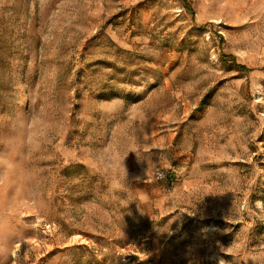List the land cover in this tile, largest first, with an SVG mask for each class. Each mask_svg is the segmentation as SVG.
<instances>
[{
    "label": "rangeland",
    "instance_id": "374dc122",
    "mask_svg": "<svg viewBox=\"0 0 264 264\" xmlns=\"http://www.w3.org/2000/svg\"><path fill=\"white\" fill-rule=\"evenodd\" d=\"M1 183L0 264H264V0H0Z\"/></svg>",
    "mask_w": 264,
    "mask_h": 264
},
{
    "label": "bare ground",
    "instance_id": "6f19581e",
    "mask_svg": "<svg viewBox=\"0 0 264 264\" xmlns=\"http://www.w3.org/2000/svg\"><path fill=\"white\" fill-rule=\"evenodd\" d=\"M4 190H5V184L1 183L0 184V196L3 194ZM4 223H5L4 220H2V221L0 220V225L1 224L4 225ZM13 254L16 255V252L14 251Z\"/></svg>",
    "mask_w": 264,
    "mask_h": 264
}]
</instances>
